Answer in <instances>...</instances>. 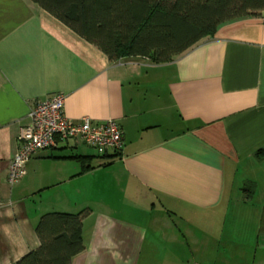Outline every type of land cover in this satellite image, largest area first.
Segmentation results:
<instances>
[{
  "label": "crops",
  "instance_id": "0c3cea01",
  "mask_svg": "<svg viewBox=\"0 0 264 264\" xmlns=\"http://www.w3.org/2000/svg\"><path fill=\"white\" fill-rule=\"evenodd\" d=\"M58 92L74 120L117 119L123 149L43 150L11 184L21 126ZM84 210L71 264H264V11L154 63L0 0V264L40 247L45 213Z\"/></svg>",
  "mask_w": 264,
  "mask_h": 264
},
{
  "label": "trees",
  "instance_id": "16d2710c",
  "mask_svg": "<svg viewBox=\"0 0 264 264\" xmlns=\"http://www.w3.org/2000/svg\"><path fill=\"white\" fill-rule=\"evenodd\" d=\"M112 61L148 57L167 63L225 23L258 16L264 0H32ZM79 213L42 215L36 231L41 245L15 264H71L85 249Z\"/></svg>",
  "mask_w": 264,
  "mask_h": 264
},
{
  "label": "built area",
  "instance_id": "2783aa9c",
  "mask_svg": "<svg viewBox=\"0 0 264 264\" xmlns=\"http://www.w3.org/2000/svg\"><path fill=\"white\" fill-rule=\"evenodd\" d=\"M66 94L55 93L38 101L30 111V123L22 125L19 147L9 165V182L20 181L25 165L40 151L59 148L70 143H83L100 155L121 151L124 132L117 119L94 121L90 116L78 120L65 113Z\"/></svg>",
  "mask_w": 264,
  "mask_h": 264
},
{
  "label": "rangeland",
  "instance_id": "374dc122",
  "mask_svg": "<svg viewBox=\"0 0 264 264\" xmlns=\"http://www.w3.org/2000/svg\"><path fill=\"white\" fill-rule=\"evenodd\" d=\"M93 149V148H92ZM96 153H97V151L95 150V149H93Z\"/></svg>",
  "mask_w": 264,
  "mask_h": 264
}]
</instances>
